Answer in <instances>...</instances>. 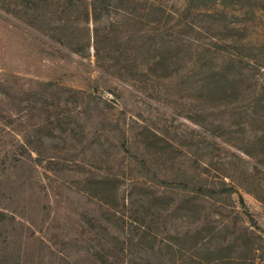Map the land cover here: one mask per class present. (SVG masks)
<instances>
[{
    "label": "rangeland",
    "instance_id": "374dc122",
    "mask_svg": "<svg viewBox=\"0 0 264 264\" xmlns=\"http://www.w3.org/2000/svg\"><path fill=\"white\" fill-rule=\"evenodd\" d=\"M94 1L0 0V264H264V0Z\"/></svg>",
    "mask_w": 264,
    "mask_h": 264
},
{
    "label": "trees",
    "instance_id": "16d2710c",
    "mask_svg": "<svg viewBox=\"0 0 264 264\" xmlns=\"http://www.w3.org/2000/svg\"><path fill=\"white\" fill-rule=\"evenodd\" d=\"M122 1V0H121ZM149 0H147L146 2H148ZM191 1V3H192V1L193 2H195V1H200L201 3H203L204 5H205V9H206V7H207V9H209L208 11H210L211 10V7H213V6H215L216 4H218L219 2H221L222 3V5H225V2L223 1V0H190ZM98 4H99V0L97 1H94L93 3H92V5H93V7H94V11L95 12H97V10L99 9V7H98ZM113 4H114V2H113V0H102V3H101V5L100 6H104L105 5V7H103L101 10H105V11H108V13L110 12V8L113 6ZM207 4H211V7L210 6H208ZM152 5L154 6V5H156L154 2H152ZM259 5V7H258V9H261V10H263L264 11V4L262 5V4H258ZM193 6V5H192ZM188 9H191L190 7H188L187 8V10ZM100 10V11H101ZM211 14V13H210ZM209 15V14H208ZM96 20H99V18H96ZM219 21V20H218ZM191 29H192V31H197V29L198 28H196L195 27V25L194 24H191V27H190ZM234 30H236V29H231L230 31H234ZM238 46V50H239V56H240V58L243 60V59H245V58H248V57H250V56H248V53H253L254 51H253V49H251V47H248L247 45H244L243 44V39H241V40H239V45H237ZM258 50H257V52H260V53H258L257 55H264V48L263 47H260V48H257ZM244 69H241V71H243ZM23 101V100H22ZM263 101V103H264V99L262 100ZM95 198H99V196H97V195H95ZM100 201L101 202H103V203H105L106 205H111L112 203L110 202H107L105 199H103V198H101L100 197ZM155 199L156 198H150V200H152V204H154L155 203ZM147 203H148V201H146ZM112 205H114V204H112ZM114 209H115V205H114ZM7 217H8V215L5 213V212H0V225L1 224H3V223H5L6 222V220H7ZM133 225H135V226H137L138 227V224H133Z\"/></svg>",
    "mask_w": 264,
    "mask_h": 264
}]
</instances>
